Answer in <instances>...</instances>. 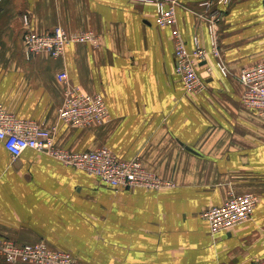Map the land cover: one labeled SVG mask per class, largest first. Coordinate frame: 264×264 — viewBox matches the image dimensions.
<instances>
[{
  "label": "crops",
  "instance_id": "obj_1",
  "mask_svg": "<svg viewBox=\"0 0 264 264\" xmlns=\"http://www.w3.org/2000/svg\"><path fill=\"white\" fill-rule=\"evenodd\" d=\"M158 2L173 5L166 28L156 22ZM220 2L0 0L2 107L55 127L58 148L105 147L170 184L115 190L35 150L11 158L0 142V238L43 243L82 264H249L264 256V118L242 103L237 80L264 59V0ZM22 15L35 34L61 27L96 42L70 43L58 58H27ZM211 25L226 75L211 53ZM175 35L188 51H204L195 63L198 91L185 90L175 73ZM69 88L101 95L108 122L59 121ZM231 194L255 195L254 212L212 234L201 214Z\"/></svg>",
  "mask_w": 264,
  "mask_h": 264
},
{
  "label": "built area",
  "instance_id": "obj_2",
  "mask_svg": "<svg viewBox=\"0 0 264 264\" xmlns=\"http://www.w3.org/2000/svg\"><path fill=\"white\" fill-rule=\"evenodd\" d=\"M229 0H221L227 5ZM157 25L169 26L174 23L175 16L172 4L158 2L156 4ZM221 16L213 17L216 21ZM25 26L23 35L24 52L27 58L39 53H47L50 57L58 58L64 48L70 43L96 42L95 36L85 32L68 36L61 27H54L43 34H35L29 28L27 15H22ZM209 33L214 40L211 53L217 58L218 67L226 75L220 60V51L216 44L214 28L209 27ZM174 49L175 73L187 91H198L201 80L197 74L195 63L204 58V51L195 48L188 51L178 35ZM64 72L58 73L59 81H66ZM243 87L242 103L264 118V59L243 68L238 77ZM58 120L72 128H88L102 125L110 119L104 99L99 94H86L77 88L65 91L63 101L57 109ZM56 128H45L43 124L16 118L8 113L0 104V142L11 158H18L23 151L31 149L58 161L71 169L83 172L96 178L101 184L115 190L143 188L158 190L169 187L155 175L147 172L138 159L130 161L117 157L105 147L94 150L72 152L58 148L53 143ZM258 203L253 194L229 195L226 201L210 207L201 214L212 234L226 232L248 221ZM0 258L7 264L24 262L30 264H82L70 253L49 249L43 243L16 244L8 239L0 238ZM249 264H264V256L251 261Z\"/></svg>",
  "mask_w": 264,
  "mask_h": 264
}]
</instances>
